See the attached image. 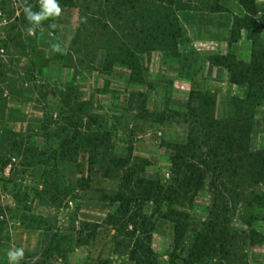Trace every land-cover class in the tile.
<instances>
[{"label": "rangeland", "instance_id": "rangeland-1", "mask_svg": "<svg viewBox=\"0 0 264 264\" xmlns=\"http://www.w3.org/2000/svg\"><path fill=\"white\" fill-rule=\"evenodd\" d=\"M238 1L57 0L61 15L29 32L25 0H0V264L15 248L19 264H136L137 240L149 264H185L203 233L209 248L194 264H264V205L251 200L264 182L242 150L215 139L248 113L238 72L264 47L262 30L230 41L245 13ZM255 3L262 23L264 0ZM222 56L231 69L216 63ZM253 110L247 146L257 151L264 98ZM191 138L228 162L195 191L153 194L149 236L128 235L116 195L168 188L173 149ZM169 202L184 213L181 236L163 216Z\"/></svg>", "mask_w": 264, "mask_h": 264}, {"label": "trees", "instance_id": "trees-1", "mask_svg": "<svg viewBox=\"0 0 264 264\" xmlns=\"http://www.w3.org/2000/svg\"><path fill=\"white\" fill-rule=\"evenodd\" d=\"M238 2L245 13L243 19H236L239 21V25L238 23H234L231 28V42H234L238 39L241 29L250 31H264V20H262V23H258L254 18V16L259 12L255 0H239ZM174 3L176 2H169V4ZM168 17H166V20ZM165 36L169 39L175 40L177 39V32L169 30L168 28ZM216 63L226 67L227 69H231L233 67L232 63L228 62L223 56L219 57ZM238 80L246 84V97L248 98L247 100L249 102V111L243 118L236 121V126L226 125L225 131L223 133V139H219L218 135L215 137V139H217L219 143L224 141V146L227 148L228 152L233 151L231 149L235 148L242 150V154L240 155L239 159L242 161L248 160L252 162V165L249 167L250 177L264 182V149L252 151L249 150L247 146V135L254 116L253 109L264 98V47L258 51L252 52L249 63L243 66V68H241L238 72ZM190 103L191 98L189 99V106ZM235 135L240 139L237 137L234 138ZM235 141L237 142V145ZM194 147L195 141L192 138L189 139V142L183 145H176L174 147V153L171 156L172 183L168 186V188H165V190H163L164 187L161 185H143L141 187H136L133 185V189H130L128 193L120 191L116 195L115 198L119 201V210L125 218L122 228L127 227L129 224L131 225V229L127 232L128 235L131 236L136 230L145 228L144 230L149 236L150 229H147L149 221L146 215L143 214V208L150 200H152L151 198L153 194L156 196L155 200H158L157 198H162L163 196H166L167 199L172 198L173 195H165L167 192H171L175 196H178L179 193L184 189L195 191L203 186L208 174L214 175L215 170L219 169L218 166L224 165L228 162L227 158L219 157L215 153H203L197 151L199 149L198 147ZM126 188H128V186H126ZM251 196L252 203L264 205V192H255L252 193ZM171 204L172 203L169 202L162 205L166 208V212L163 213V216L172 219L175 224L174 229L177 233V236H181L185 228V226L182 225V215H184V213L171 207ZM167 212H170V214L174 213L177 215V218L168 215ZM216 228L217 227L214 229L216 230ZM250 232V240H253V235L259 236V234L253 230ZM224 233L225 232L222 231V235H224ZM206 235V233L201 234L200 236L202 238L197 239V241L191 246V253L186 259L185 264H194L195 262H198L201 259L202 253L208 250L209 242L204 240L206 239ZM224 243L225 241H221L219 243L221 249L225 246ZM139 252L143 254L139 255L142 256L141 259L138 258ZM148 253H150V249L144 248L141 245V242L138 240L133 244L130 250V255L136 260V264H149V258L147 257Z\"/></svg>", "mask_w": 264, "mask_h": 264}, {"label": "clouds", "instance_id": "clouds-1", "mask_svg": "<svg viewBox=\"0 0 264 264\" xmlns=\"http://www.w3.org/2000/svg\"><path fill=\"white\" fill-rule=\"evenodd\" d=\"M25 3L27 6L23 8V12L28 22L33 26L29 28V32L39 26L43 20L49 17H59L61 15V8L57 0H40L41 10L39 12H34L32 6L27 4V0H25ZM54 26L55 25H53V27ZM52 47L54 51H61L58 44H54ZM23 256L24 250L22 248L10 249L7 252L9 264H19Z\"/></svg>", "mask_w": 264, "mask_h": 264}]
</instances>
